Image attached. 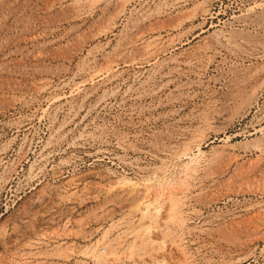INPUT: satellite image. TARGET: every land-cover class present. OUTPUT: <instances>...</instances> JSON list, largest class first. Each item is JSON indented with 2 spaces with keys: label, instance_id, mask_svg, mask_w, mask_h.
Segmentation results:
<instances>
[{
  "label": "rangeland",
  "instance_id": "rangeland-1",
  "mask_svg": "<svg viewBox=\"0 0 264 264\" xmlns=\"http://www.w3.org/2000/svg\"><path fill=\"white\" fill-rule=\"evenodd\" d=\"M124 1L0 0V264H264V0Z\"/></svg>",
  "mask_w": 264,
  "mask_h": 264
},
{
  "label": "bare ground",
  "instance_id": "bare-ground-1",
  "mask_svg": "<svg viewBox=\"0 0 264 264\" xmlns=\"http://www.w3.org/2000/svg\"><path fill=\"white\" fill-rule=\"evenodd\" d=\"M131 2V0H125L124 1V3H123V7H122V9H120V10H122V11H124V10H126V8H127V6H128V4ZM183 2H187V0H178V1H175V7H177L178 5H180L181 3H183ZM245 24L246 25H249V26H252L254 29H264V26L263 25H261L258 21H255V20H245ZM178 26H181V23H179V24H177L176 25V27H178ZM227 37V36H226ZM244 42H246L245 40H244ZM250 133V132H249ZM246 134H247V132H246ZM231 145V144H230ZM257 148V147H256ZM246 158H248V157H246ZM244 160V159H243ZM177 198V197H176ZM175 198V199H176ZM178 199V198H177ZM177 200H175V214H174V216H175V233H180L181 231H183L184 229H185V227H186V222H185V219L181 216V213H182V209L180 208L181 207V205H179L180 204V200L179 201H177ZM150 205H151V203H150ZM147 207H149V205L147 206ZM173 208H174V206H173ZM158 211H160V210H158ZM156 212V211H146L145 210V212H144V214H146V215H148V218H150V220L152 221V222H155V223H157L158 222V217H159V212ZM143 212V211H142ZM158 213V214H157ZM171 217V216H170ZM169 217V218H170ZM149 220V219H148ZM154 224V223H153ZM153 224H152V226H153ZM154 226H156V225H154ZM157 227V226H156ZM179 235V234H178ZM147 237V236H146ZM144 239H145V237H144ZM146 240V239H145ZM144 241V240H143Z\"/></svg>",
  "mask_w": 264,
  "mask_h": 264
}]
</instances>
